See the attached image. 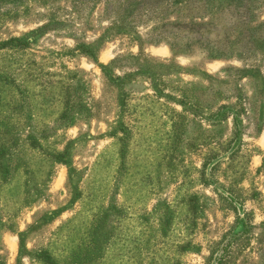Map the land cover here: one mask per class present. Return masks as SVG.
<instances>
[{
    "label": "rangeland",
    "instance_id": "obj_1",
    "mask_svg": "<svg viewBox=\"0 0 264 264\" xmlns=\"http://www.w3.org/2000/svg\"><path fill=\"white\" fill-rule=\"evenodd\" d=\"M11 39L0 264H264V0H0Z\"/></svg>",
    "mask_w": 264,
    "mask_h": 264
},
{
    "label": "trees",
    "instance_id": "obj_2",
    "mask_svg": "<svg viewBox=\"0 0 264 264\" xmlns=\"http://www.w3.org/2000/svg\"><path fill=\"white\" fill-rule=\"evenodd\" d=\"M175 1V0H174ZM7 46H13V47H21V48H24V47H26L27 45H26V43L25 42H23V41H21L20 39H11V40H9V41H5V42H3V43H1L0 44V49H3V48H5V47H7ZM82 52L84 53V54H88L89 56H91V57H94V52H93V50H91V49H87V48H83L82 49ZM104 70V69H103ZM108 74V73H107ZM3 163H0V166H1V170H2V173L4 174V176L5 177H7V174H8V167L5 165V164H3ZM42 260H43V262L45 263V264H57L55 261H54V259L49 255V253H47V252H42L41 254H40V256H39Z\"/></svg>",
    "mask_w": 264,
    "mask_h": 264
}]
</instances>
